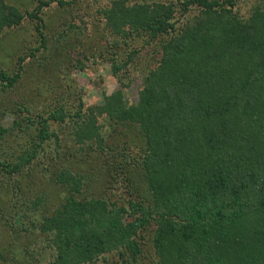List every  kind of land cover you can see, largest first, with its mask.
Masks as SVG:
<instances>
[{"label": "trees", "instance_id": "1", "mask_svg": "<svg viewBox=\"0 0 264 264\" xmlns=\"http://www.w3.org/2000/svg\"><path fill=\"white\" fill-rule=\"evenodd\" d=\"M187 1L200 11L162 44L137 103L127 104L117 91L100 105L51 109L36 125L18 128L20 135L13 127H0V141L9 134L11 143L27 139L31 125L36 128L25 151L0 154V174L12 179L13 189L37 173L46 142L60 144L52 122L62 131L67 126L68 141L84 155L111 159L120 169L122 152L121 158H131L127 170L146 183V190L135 195L139 177L130 174L125 183L109 170L113 185L122 184L133 196L121 205L103 190L87 193L88 175L72 174L53 154L44 177L38 176L55 191L42 188L44 198L18 194L9 206L15 222L9 219L7 225L16 240L11 252L18 264H147L139 244L140 229L147 224L153 231L152 264H264V2L253 5L248 20L233 13L235 0ZM115 3L105 7L107 25L117 15V20L136 17V25L147 26L152 34L174 30L168 5L154 4L149 10ZM47 5L49 1L38 0L31 12L22 13L0 0V29L19 25L26 15L41 23L40 9ZM19 77L0 71L6 88ZM125 127L126 136L129 130L139 134L134 147L123 143L121 148L109 140ZM105 175L99 180L103 189L109 180ZM23 206L36 210L28 214ZM25 218L35 239L49 250L46 259L14 254L22 252L17 244L22 243ZM3 251L0 261L13 260Z\"/></svg>", "mask_w": 264, "mask_h": 264}, {"label": "rangeland", "instance_id": "2", "mask_svg": "<svg viewBox=\"0 0 264 264\" xmlns=\"http://www.w3.org/2000/svg\"><path fill=\"white\" fill-rule=\"evenodd\" d=\"M4 1L17 6L19 11L24 13L26 10L31 12L38 0ZM44 1H49V5L40 9L41 23H36L26 15L19 25L4 26L0 29V71L9 74L17 72L20 75L18 81L11 87H3V83L0 82L1 128L13 127L15 131H18V128L25 130L26 124H35V121L47 115L49 110L60 105L66 108L72 106L75 109H78L79 103H83V108L100 105L104 102L105 96L117 91L121 93L127 104L137 103L141 98L140 91L150 69L157 65L161 57L162 44L176 35L178 30H182L184 22L194 20V16L200 11L198 5L188 3L187 0H118L129 7L133 4L145 5L149 10L154 4L170 6L168 12L173 16L174 30L171 28L166 34L161 32L157 35L152 34L145 25H136V17L128 20L129 16H124L117 20V15H114L115 25H107L106 8L114 7L116 0H64V3L57 0ZM257 2L260 4L264 0H235L232 11L239 17L249 20L253 14V5ZM147 13L153 14V12ZM137 16L143 17L141 12ZM18 55L24 57L23 61L18 60ZM18 63H21L22 69L18 68ZM55 124L52 122L51 129L59 133L60 144L57 145L53 139L44 144L41 151H45V155L40 153L38 156L41 167L37 168V173H32L33 175L20 187L16 185L15 189L12 187V179L8 175L0 174V251H6L10 260L11 258L14 260L5 263L1 259L0 264H18V260L11 252V249H14L13 245H10L16 243V240L7 225L9 219L15 222L10 216V207L17 199V195L27 199L34 197L35 194L43 197L40 193V191L44 193L42 188L55 191L53 184L43 178L40 181L38 176L40 174L44 177L43 173H46L47 168L50 167L49 158L53 154L60 159L58 165L67 164L72 174L88 175L91 187L87 193L91 191L96 194L103 190L104 196L121 205H127V198L132 196L122 184L116 188L112 182L113 178L108 175L109 170L114 171L116 177L124 182V178L129 179L130 174L131 177H139L138 173L132 174L127 170L131 158H121L122 152H120L118 161L124 168L118 169L116 162L111 159H100L88 152L84 155L80 148L68 141L67 126H64L62 131ZM35 125L30 126V133L27 136L30 141L35 139ZM127 130L126 127L122 128L118 135L113 134L114 137H110L109 140H114L113 144L119 143L121 148L123 143L127 147H134L135 133H138L132 129L133 131L129 130L130 133L126 136ZM27 139L11 143L9 141L12 140V136L6 135L4 141H0V154L13 155L25 151L33 142ZM113 151L116 153V149ZM104 175L109 177V180L107 185L103 184V189L99 180L103 182ZM139 178L140 181L133 189L135 195H137L136 190H146L142 176ZM35 210L23 206V211L27 213L30 211L28 214ZM18 223L21 221L18 220ZM27 223L25 218L24 235L22 238L19 236L22 243L17 244L22 252L14 254L17 256L22 254L26 260L32 257V254L46 259L49 250L45 246L42 247L40 240L35 239V234L28 229ZM19 226L23 227V224ZM151 227L147 224L140 229L139 238L143 260L147 264L154 262ZM15 230L21 232L16 226ZM27 263L31 264V261Z\"/></svg>", "mask_w": 264, "mask_h": 264}]
</instances>
